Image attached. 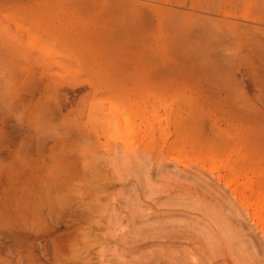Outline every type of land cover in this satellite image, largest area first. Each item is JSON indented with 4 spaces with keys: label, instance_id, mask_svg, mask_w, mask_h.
Returning a JSON list of instances; mask_svg holds the SVG:
<instances>
[{
    "label": "rangeland",
    "instance_id": "1",
    "mask_svg": "<svg viewBox=\"0 0 264 264\" xmlns=\"http://www.w3.org/2000/svg\"><path fill=\"white\" fill-rule=\"evenodd\" d=\"M32 71L0 70V94L47 163L40 264H264V118Z\"/></svg>",
    "mask_w": 264,
    "mask_h": 264
},
{
    "label": "crops",
    "instance_id": "2",
    "mask_svg": "<svg viewBox=\"0 0 264 264\" xmlns=\"http://www.w3.org/2000/svg\"><path fill=\"white\" fill-rule=\"evenodd\" d=\"M7 68L18 79L24 68L36 79L45 70L42 82L50 84L48 70L63 69V84L141 85L144 96L130 99L220 102L223 116L261 120L264 7L260 0H0V70ZM5 104L0 94V264H40L35 241L52 229L39 187L47 163L38 130L24 132L21 110L8 115Z\"/></svg>",
    "mask_w": 264,
    "mask_h": 264
},
{
    "label": "bare ground",
    "instance_id": "3",
    "mask_svg": "<svg viewBox=\"0 0 264 264\" xmlns=\"http://www.w3.org/2000/svg\"><path fill=\"white\" fill-rule=\"evenodd\" d=\"M146 185H147V184H146ZM150 186H151V185H150ZM150 186H149V187H150ZM152 187H153V186H152ZM151 189H152V188H151ZM152 190H153V189H152ZM196 204H197V203H196ZM203 209H204V208H203ZM221 212H222V211H221ZM233 235H234V234H233ZM211 240H213V238H212ZM211 240H210V241H211ZM213 241H214V240H213ZM215 244H217V243H215ZM216 246H217V245H216ZM235 249H236V248H235ZM209 251H210V250H209ZM218 251H219V250H218ZM219 252H220V251H219ZM200 255H201V254H200ZM213 257H214V256H213Z\"/></svg>",
    "mask_w": 264,
    "mask_h": 264
}]
</instances>
